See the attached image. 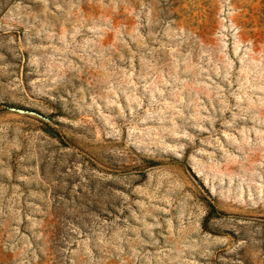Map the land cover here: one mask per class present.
Here are the masks:
<instances>
[{"label":"rangeland","instance_id":"1","mask_svg":"<svg viewBox=\"0 0 264 264\" xmlns=\"http://www.w3.org/2000/svg\"><path fill=\"white\" fill-rule=\"evenodd\" d=\"M0 264H264V0H0Z\"/></svg>","mask_w":264,"mask_h":264}]
</instances>
